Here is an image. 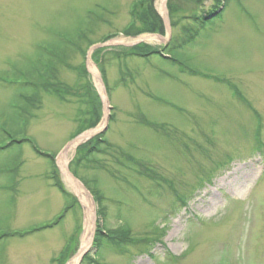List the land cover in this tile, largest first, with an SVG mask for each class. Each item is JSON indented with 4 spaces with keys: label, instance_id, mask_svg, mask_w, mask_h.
I'll return each instance as SVG.
<instances>
[{
    "label": "rangeland",
    "instance_id": "1",
    "mask_svg": "<svg viewBox=\"0 0 264 264\" xmlns=\"http://www.w3.org/2000/svg\"><path fill=\"white\" fill-rule=\"evenodd\" d=\"M168 8L170 33L155 38L142 21L163 16L161 0H0V264H67L79 250L84 210L57 159L80 127L101 134L68 155L95 216L78 264H264V0ZM131 21L139 33L123 34ZM139 37L165 56L112 45L87 57ZM120 227L130 240L116 244Z\"/></svg>",
    "mask_w": 264,
    "mask_h": 264
},
{
    "label": "bare ground",
    "instance_id": "2",
    "mask_svg": "<svg viewBox=\"0 0 264 264\" xmlns=\"http://www.w3.org/2000/svg\"><path fill=\"white\" fill-rule=\"evenodd\" d=\"M161 1L163 4L165 0H161ZM152 37L154 38V36H149V38H152ZM155 38H158V37H155ZM88 68L91 74L96 78L95 80H96L97 87L100 90H102V86L98 80L99 74L97 73L96 69L93 67L92 63H89ZM96 130L86 132L83 136L78 138L76 141L69 144L66 149L61 151L57 159V164L60 168V171L63 174L66 184L71 189V191L78 197L79 201L81 202L83 206V210H84V229H83V232L80 238V247L77 253L67 262V264H77L80 261L83 253L89 247L90 238H91V223L94 217V207L84 187L79 182L75 181L74 179H72V177H70V175L67 173L65 169V166L69 162L68 155L74 151L75 147L79 144V142L90 137Z\"/></svg>",
    "mask_w": 264,
    "mask_h": 264
},
{
    "label": "trees",
    "instance_id": "3",
    "mask_svg": "<svg viewBox=\"0 0 264 264\" xmlns=\"http://www.w3.org/2000/svg\"><path fill=\"white\" fill-rule=\"evenodd\" d=\"M197 2H199V3H201L202 1H204V0H196ZM217 8V7H216ZM216 8L213 10V11H215L216 10ZM213 11H211V12H207V14H206V16L207 15H209L210 13H212ZM143 22V24H144V27H146V28H144V29H146V31H148V32H158V33H163L164 32V28H163V25H162V21H161V19L159 18V16L156 14L155 15V19H154V21H152L151 23H149L150 21H142ZM131 27H132V25H131ZM129 29H127L126 30V32H124V33H126L127 35H135L134 33H139V30H137V31H135V32H131V31H128ZM140 31H143V30H140ZM194 35L193 34H191L190 33V39H191V37H193ZM138 48H140V47H138ZM148 51H149V53H154L155 51H151L150 49H148ZM142 55H144V56H148V53L146 54V52H145V54H142ZM84 66H81V68H83ZM80 68V69H81ZM41 78H42V80H44L45 82H47L46 81V79L41 75ZM43 83V82H42ZM52 84V83H51ZM39 86H43V84H41L40 83V85ZM52 93H54V94H57V95H60V93H59V90L58 89H54L53 88V90H52ZM33 99H35L36 100V98H33V96L31 97V96H27V97H23V100L24 101H26L27 103H29L30 105H32V102H33ZM24 107L26 108L27 106H25L24 105ZM21 111H23V109L24 108H19ZM96 124V120L95 121H93L92 123H90L89 124V127H92V126H94ZM81 127L77 130V133H80V132H82L81 130ZM96 137H98V136H96ZM96 137H94V138H96ZM94 139H92V140H90L89 142H87V143H85V144H83V145H81V146H79L78 147V149H77V151L78 150H81V149H86L88 146H90V144H91V142L93 141ZM33 145V149L35 150V151H37V152H40V151H38V149H37V147L34 145V144H32ZM36 152V153H37ZM72 171V170H71ZM72 173H74V171H72ZM53 177H54V180H55V177L57 176L56 174H54L53 173ZM55 184V186H57V188L58 189H60V191L61 192H65V190L64 189H62L61 188V185H60V183L57 181V182H55L54 183ZM66 193V192H65ZM67 194V193H66ZM179 199L181 200L182 199V203L183 204H185V198H184V196L183 197H179ZM130 229L128 228V227H120L119 228V230L118 231H116V236L117 237H119L120 239L118 240V239H116L115 240V238H116V236L114 235V233L113 234H111L110 235V240L112 241V242H115L116 244H118V243H120L122 240L123 241H129L130 240V237L128 236V231H129ZM100 232H102L101 231V229H100V227H99V229L98 230H96V237H95V241H94V244H96V245H98L101 241H103V238L101 237V235H100ZM134 241H145V238H143V239H141V240H138V239H131V241L130 242H134ZM146 241H148V239H146ZM99 246V245H98ZM95 247V246H94ZM86 257H84V259H85ZM82 261H83V259H82ZM91 261H92V259H91Z\"/></svg>",
    "mask_w": 264,
    "mask_h": 264
},
{
    "label": "water",
    "instance_id": "4",
    "mask_svg": "<svg viewBox=\"0 0 264 264\" xmlns=\"http://www.w3.org/2000/svg\"><path fill=\"white\" fill-rule=\"evenodd\" d=\"M163 8H164V17H163V21H164V24L166 26V28L168 29L169 28V21H168V17H167V13H166V7H165V3L163 4ZM103 46V44H98L96 45L95 47H101ZM90 54V53H89ZM100 80V83L102 84V88H103V93H104V100H103V109H104V112L106 111V105H107V101H108V98H107V95H106V89H105V86H104V83L102 81L101 78H99ZM103 120L104 121H107V115L104 113L103 115ZM98 132H101L98 131ZM73 142V141H71ZM70 144V143H69ZM67 172L69 173V175L75 180L77 181V179L71 174V172L66 168ZM95 218L92 219V235L94 234V228H95Z\"/></svg>",
    "mask_w": 264,
    "mask_h": 264
}]
</instances>
